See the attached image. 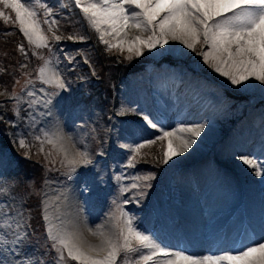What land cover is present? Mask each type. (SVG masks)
<instances>
[{
	"label": "rangeland",
	"instance_id": "rangeland-1",
	"mask_svg": "<svg viewBox=\"0 0 264 264\" xmlns=\"http://www.w3.org/2000/svg\"><path fill=\"white\" fill-rule=\"evenodd\" d=\"M35 10L48 47L30 44L15 23V13L0 5V11L11 17L8 22L0 19V37H18L14 44L0 39V264H78L68 258L66 250L64 260H59L50 234L76 233L86 244L100 245L103 237L92 232L117 239L124 220L130 219L138 231L148 235L149 220H158L160 214L164 217L172 204L169 184L179 172L176 164L182 158L173 157L165 163L168 141L160 137L164 132L174 133L170 139L178 149L181 146L175 137L193 139L175 133L181 127L175 117L170 119L171 127L154 122L150 91L152 81L159 82L163 70L192 69L208 77L207 83L220 95L219 103H224L217 110L218 119L227 121L224 126L209 122L219 136L231 129L229 121L235 126L237 117L245 112L264 118V91L251 85H232L229 80L223 83L226 77L218 75L198 54L206 51V45H199L195 52L176 43L173 50L164 52L143 49L140 56L126 50L121 53L100 42L74 0H40ZM105 38L115 43L113 36ZM46 61L50 64L44 78L58 72L66 90L41 83L39 69ZM246 95L249 97L243 101ZM46 99L52 103L45 106ZM144 116L157 127L151 128ZM60 136L65 138L70 156L77 150L87 152L91 163L75 171L66 166L63 155L46 142ZM150 140L154 143L149 144ZM21 141L25 147L20 146ZM194 141V153H208L210 147ZM219 156L201 159L204 162L198 169L210 176L206 180L217 179L226 187L225 196L234 198L237 167L227 165L230 158ZM263 156L253 154L250 159L264 165ZM257 170L254 168L255 175ZM184 175H179L181 182ZM132 246H138L134 239ZM139 255L121 251L116 264H137ZM170 259L174 258L167 257Z\"/></svg>",
	"mask_w": 264,
	"mask_h": 264
},
{
	"label": "snow or ice",
	"instance_id": "snow-or-ice-1",
	"mask_svg": "<svg viewBox=\"0 0 264 264\" xmlns=\"http://www.w3.org/2000/svg\"><path fill=\"white\" fill-rule=\"evenodd\" d=\"M39 3L40 0H0L4 9H11L15 13V23L19 25L20 32L30 44H35L38 48L48 47V38L44 35L35 10ZM74 6L80 9L84 18L99 34L100 42L109 50L117 49L121 53L126 50L129 54L140 56L143 55V49L164 47L169 39L179 41L194 52L197 45H207L208 50L198 54L202 55L205 64L226 77L232 85H240L250 79L264 84V0H74ZM0 19L8 22L11 17L0 11ZM44 23L49 22L45 20ZM104 25L107 27H102ZM129 28L140 34L129 39ZM49 31H52L51 25ZM144 33H147L146 38ZM106 36H113L115 43L106 39ZM54 38L60 39L59 36ZM49 64L46 61L45 66L39 69L41 83L66 90L65 82L58 72L53 71L48 78H44L49 71ZM54 94L59 95V92ZM28 95L32 93L29 92ZM51 103L50 99L44 101L45 106ZM143 119L150 127H157L147 116ZM187 131L199 136L202 126ZM173 135L172 132H164L160 137L161 140L168 141L164 152L165 163L180 154V149L174 147L170 139ZM64 139L60 136L58 139L49 138L46 142L63 155L66 166L75 171L78 166L91 163L87 152L77 150L75 155L70 156ZM67 139L71 140V137ZM194 142L181 138V147L186 151ZM148 143L152 144L154 141L150 140ZM20 146L25 147L23 141ZM72 147L75 148V143ZM142 147L143 144L136 150L139 151ZM243 162L258 169L256 175H264V165H258L247 158ZM89 232L92 230L89 229ZM92 234L103 237L100 245L86 244L76 233H66L60 237L50 234L49 238L54 241L53 246L57 248L60 261L64 260L66 250L68 258L78 264H116L121 251L126 254L139 253L137 264L141 260L147 264L154 256L159 255L174 257L168 264H264V242L247 245L235 253L198 257L179 251L168 253L148 235L138 231L130 219L124 220L117 239L106 236L103 232ZM133 239L137 247L132 246ZM144 249L149 252L144 253Z\"/></svg>",
	"mask_w": 264,
	"mask_h": 264
},
{
	"label": "bare ground",
	"instance_id": "bare-ground-1",
	"mask_svg": "<svg viewBox=\"0 0 264 264\" xmlns=\"http://www.w3.org/2000/svg\"><path fill=\"white\" fill-rule=\"evenodd\" d=\"M127 32L129 39L140 34L132 28L127 29ZM143 35L146 38L147 33ZM176 43H179L180 46L182 44L179 41L169 39L168 45L164 47L157 46L153 50L158 52H164L166 49L173 50ZM182 47L188 49L183 44ZM196 48L198 51L199 45ZM205 49L208 50L207 45ZM189 70L191 72L185 69L184 73L178 72L175 67H171L169 70L162 71L159 82L152 81V91L150 93L154 101L153 109L154 111L157 110L159 115L163 114L164 116L157 117L153 113L152 117L158 121H164L165 127L166 125L171 127L170 119L175 117L177 125H181L179 129L185 130H176V134L185 138L190 137L193 141L197 140L203 146L210 147V149L208 153L202 151L194 153L192 148L196 145L191 143L186 151L181 147L180 154L174 156L176 159H182H179L181 162L176 164V169H179V172L173 176V182L169 184L171 192L169 200L172 204L166 210L168 213L164 217L161 214L158 216L160 223L164 225L163 227L159 225L156 234L166 242H171L175 252H178L176 243L182 241L188 247L182 248L179 252L198 257L218 255V253H235L248 244L254 245L264 242L263 175L261 177L259 175L260 178L257 179L259 185L255 187L256 175L254 174V168L243 162L245 158L251 160L250 157L252 158L253 154L258 157L264 154V118L253 112H245L237 117L235 126L231 125V121H229L228 126L230 125L231 129L228 133L219 136L214 128L209 125V122L213 121L221 124V127L224 126L227 122L226 119H218L217 116L218 108L221 105L223 106L224 103H219L220 95L212 88L210 83H207L208 77L199 73L196 74L192 69ZM213 76L218 78L215 74ZM226 81H228L227 78L223 83H226ZM243 85H251L253 88L259 87L264 91V84L254 79H250ZM248 97L246 95L242 100L244 101ZM157 102L163 107L158 108L156 106V108L155 104L157 105ZM249 110L251 109H247V111ZM255 123L257 124L255 125ZM184 125L190 126V128ZM199 126H202L199 136L187 131V129H195ZM175 140L181 146V139L175 137ZM175 144L173 143L174 147H176ZM213 154L217 157L220 155L221 159L224 157L226 159L230 158L227 165H236L237 167L238 191H236L234 198L229 199L225 196L226 187L217 183V179L211 182L208 179L206 180L208 174L198 169L199 164L204 162V160L202 162L200 160L204 158L211 159L214 156ZM185 155L188 156L187 159L184 158ZM219 164L224 165L223 163ZM182 172H185L184 182H181L182 180L179 178ZM208 177L210 176L208 175ZM207 183H209V186ZM199 196L204 200L203 206L199 204ZM248 226L253 228L257 233L256 236L251 238L247 235ZM245 229L246 235L243 239H237L238 235ZM215 242L218 244L211 246ZM156 243L160 245L163 242L158 241ZM167 257H170V255L154 256L151 262L154 264H168Z\"/></svg>",
	"mask_w": 264,
	"mask_h": 264
},
{
	"label": "trees",
	"instance_id": "trees-1",
	"mask_svg": "<svg viewBox=\"0 0 264 264\" xmlns=\"http://www.w3.org/2000/svg\"><path fill=\"white\" fill-rule=\"evenodd\" d=\"M0 39H2L3 41H8L9 43L11 42V44H14L17 40H18V37L16 34H7L5 37H0ZM111 62H116L115 59H109Z\"/></svg>",
	"mask_w": 264,
	"mask_h": 264
}]
</instances>
